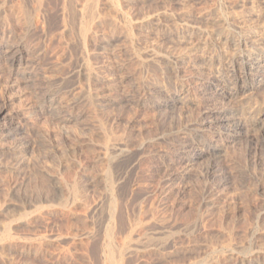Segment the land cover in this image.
<instances>
[{"label":"rangeland","instance_id":"374dc122","mask_svg":"<svg viewBox=\"0 0 264 264\" xmlns=\"http://www.w3.org/2000/svg\"><path fill=\"white\" fill-rule=\"evenodd\" d=\"M241 39L264 0H0V264H264V124L214 82Z\"/></svg>","mask_w":264,"mask_h":264},{"label":"bare ground","instance_id":"6f19581e","mask_svg":"<svg viewBox=\"0 0 264 264\" xmlns=\"http://www.w3.org/2000/svg\"><path fill=\"white\" fill-rule=\"evenodd\" d=\"M41 1V0H40ZM68 5V4H67ZM70 6V5H69ZM66 7V6H65ZM11 8V7H10ZM92 9V8H91ZM94 9V8H93ZM19 10V9H18ZM69 11V10H68ZM74 11V10H73ZM78 11V10H77ZM90 11V10H89ZM100 12V10H99ZM98 13V11H97ZM18 14V13H17ZM95 14V13H94ZM102 14V12H101ZM72 15V14H70ZM91 15V14H90ZM74 17V16H73ZM82 18V17H81ZM92 18V17H91ZM65 20V19H64ZM104 22V21H103ZM133 27V26H132ZM230 27V26H229ZM235 28V27H234ZM90 29V28H89ZM88 30V29H87ZM89 31V30H88ZM90 35V34H89ZM89 37V36H88ZM242 40V39H241ZM253 40V39H252ZM238 41V40H237ZM1 42V41H0ZM235 43V42H234ZM11 44V43H10ZM238 45V52H237V59L232 60L231 69L229 73L222 78L216 76L214 78V82L219 81V83L223 86H230L232 90H230V98L232 101V107L226 109L225 113H223L222 119L227 123H232L236 120L237 111L241 108L242 113H246L247 115L252 116L256 123L263 126L264 124V102L262 103H245L244 102V95L254 88V83H251L248 78V74L251 73L253 70H261L264 68V50L262 49L259 54H255L254 50H251L249 47V43L247 41H238L235 43ZM237 47V46H236ZM258 47V46H257ZM233 48V47H232ZM13 49V48H12ZM236 50V51H237ZM235 51V52H236ZM231 52V51H230ZM17 52L15 49L11 51L9 54L10 57L8 61L14 64L20 55L16 56ZM229 54V53H228ZM236 54V53H235ZM204 55V54H203ZM224 55V54H223ZM234 55V54H233ZM227 56V55H226ZM231 56V55H230ZM236 57V56H235ZM228 58V57H227ZM208 59V58H207ZM232 59V58H231ZM230 60V59H229ZM26 61V60H25ZM219 61V60H218ZM223 61V60H222ZM231 61V60H230ZM36 62V61H34ZM180 62V61H179ZM220 62V61H219ZM212 63V62H211ZM227 63V62H226ZM19 67V66H18ZM210 67V66H209ZM18 69V68H17ZM213 69V68H212ZM222 69V68H221ZM227 69V68H226ZM225 70V68H224ZM24 71V70H23ZM212 72V71H211ZM226 72V71H225ZM238 72L244 73V78L239 77ZM30 73V72H29ZM258 73V72H257ZM42 74V73H41ZM212 74V73H211ZM241 75V74H240ZM27 77V76H26ZM18 78V77H17ZM213 78V77H212ZM21 79V78H20ZM26 79V78H25ZM205 79V78H204ZM207 79V78H206ZM36 80V79H35ZM258 80V79H257ZM118 84V83H117ZM123 86V85H122ZM258 91V90H257ZM44 92V91H43ZM252 94V93H251ZM249 94V95H251ZM64 97V96H63ZM247 97V96H246ZM256 97V96H255ZM254 99V98H253ZM223 100V99H221ZM256 100V99H255ZM224 101V100H223ZM228 101V100H227ZM250 101V100H249ZM260 101V100H259ZM50 102V101H49ZM67 102V101H66ZM248 102V100L246 101ZM63 104V103H62ZM228 104V103H227ZM246 104V105H243ZM58 105V104H57ZM64 105V104H63ZM225 105V104H224ZM240 113V112H239ZM213 114V113H212ZM243 114V115H244ZM219 115V114H218ZM242 116V115H241ZM246 116V115H244ZM238 117V116H237ZM239 118V117H238ZM245 118V117H244ZM249 118V117H248ZM221 119V120H222ZM243 119V118H242ZM252 119V120H253ZM240 118L238 119V125L240 122ZM248 120V119H247ZM250 120V119H249ZM203 121V120H202ZM210 127V126H209ZM234 127V126H233ZM258 127V126H257ZM209 129V128H208ZM225 129V128H224ZM188 131V130H187ZM12 132V131H11ZM190 132V131H189ZM196 132V131H195ZM263 133V132H262ZM238 134V133H237ZM207 136V135H206ZM195 141V139H192ZM186 141V140H185ZM181 142V141H180ZM183 143V142H182ZM189 143V142H188ZM193 144V143H192ZM183 145V144H182ZM159 146V145H158ZM185 147V146H184ZM191 147V146H190ZM159 148V147H158ZM161 150V149H160ZM158 151V150H157ZM164 152V151H163ZM188 157V156H187ZM171 160V159H170ZM161 163V162H160ZM162 163H164L162 161ZM169 163V162H168ZM187 164V163H186ZM176 166V165H175ZM160 169V168H159ZM162 169V168H161ZM171 169V168H170ZM12 221V220H11ZM14 222V221H13ZM10 223V222H8ZM113 223V222H112ZM112 225V224H111ZM11 228V227H10ZM5 232V231H4ZM7 232V231H6ZM12 232V231H11ZM110 234V233H109ZM28 235V234H27ZM113 235V234H112ZM109 235V236H112ZM7 236V235H6ZM112 238V237H111ZM1 239V238H0ZM12 239V238H11ZM62 239V238H61ZM29 241V240H27ZM40 242V241H39ZM41 245V244H40ZM34 246V244H33ZM118 255V254H116ZM122 257V256H121ZM112 258V257H111ZM108 259V256H107ZM109 261V260H108ZM113 262V261H112ZM111 263V262H110Z\"/></svg>","mask_w":264,"mask_h":264}]
</instances>
